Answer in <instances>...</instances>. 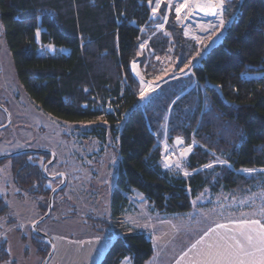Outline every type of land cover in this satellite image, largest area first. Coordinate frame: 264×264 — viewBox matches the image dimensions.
Returning a JSON list of instances; mask_svg holds the SVG:
<instances>
[{
    "label": "trees",
    "instance_id": "obj_1",
    "mask_svg": "<svg viewBox=\"0 0 264 264\" xmlns=\"http://www.w3.org/2000/svg\"><path fill=\"white\" fill-rule=\"evenodd\" d=\"M155 2L0 0L6 44L29 97L58 120L85 123L86 136L103 144L109 138L118 142L121 164L112 203L117 222L133 190L143 193L155 212L180 217L188 215L193 201L207 190L243 200L264 189V0H227L221 38L201 55L195 42L183 37L173 9L164 31L157 32L167 4L155 19ZM39 30L43 44L69 53L40 56ZM152 35L149 57L139 59V44ZM169 55L177 74L201 60L193 76L166 83L143 104L132 63L140 60L145 67L148 62L145 74L155 81L163 73L161 61ZM171 105L169 141L184 137L188 145L199 144L185 163L193 173L188 176L166 170L162 163L160 144ZM38 156L49 159L28 154L9 160L16 186L47 199L41 207L44 216L53 190L43 172L47 162L38 165ZM219 161L227 165L208 167ZM9 215V206L0 198V219ZM34 242L44 261L50 246L35 235ZM154 254L146 234H123L101 264H121L127 257H133L134 264H147ZM9 261L8 242L2 240L0 264Z\"/></svg>",
    "mask_w": 264,
    "mask_h": 264
},
{
    "label": "rangeland",
    "instance_id": "obj_2",
    "mask_svg": "<svg viewBox=\"0 0 264 264\" xmlns=\"http://www.w3.org/2000/svg\"><path fill=\"white\" fill-rule=\"evenodd\" d=\"M164 3L167 4V12L157 32L164 31L173 9L176 15L175 22L183 30V37L195 42L200 55L205 50H210L220 40L226 22L227 0H224L222 5L223 25H216L209 33L202 30L196 21L186 17L188 9L182 7L184 0H156L152 5L155 19ZM178 7L181 8L179 15L176 12ZM41 31L37 33L40 56L69 53L66 48L43 44ZM152 37L153 35L139 44V59L143 56L149 57L147 52ZM200 60H196L188 69L177 74L176 64L169 55L161 61L163 73L155 81L149 80L145 74L148 62L142 67L141 61L135 60L131 70L139 83V95L143 104L166 83L193 76L192 69ZM196 85L197 79L194 80L191 89ZM0 105L7 109L11 120L7 129L0 130V157L23 149L50 150L57 155L56 163L50 168L51 175L65 173L68 177L67 187L55 199L52 216L39 226V230L51 238L54 246L63 238L83 247L90 244L93 250L89 264H101L118 236L139 232L151 237L160 226V219L171 220L167 215L155 212L143 193L133 190V193L128 195L129 204L122 214L121 224L118 227L112 208L121 164L120 152L117 150L118 142L109 138L108 142L103 144L97 139L86 136L85 123H67L58 120L34 103L18 80L13 58L6 44L2 22H0ZM172 107L173 105L168 111L160 144L162 163L166 170L188 176L193 173L186 170L185 163L199 144L193 141L188 145L184 137H176L172 142L169 141L168 129ZM8 120L7 113L0 109V128L5 126ZM178 139H183L186 147L197 145L185 160L180 159L181 170L170 166L165 158V154L169 152H174L179 157L176 145ZM35 161L43 166L48 159L38 156ZM212 165H227V163L219 161ZM11 167V160L0 166V198H3L10 208V215L0 219V243L2 240L8 242L11 255V261L3 264H13V262L42 264L43 260L38 256L34 242L33 225L43 217L41 207L46 205L47 199L44 196H30L27 192L21 191L14 182ZM60 183L49 181L47 187L54 190ZM259 190L243 200L232 198L224 192L214 195L207 190L193 201L195 210L192 214L202 218L205 224L202 226H210L224 220L242 219L260 220L262 223L264 222V189ZM10 219L14 221V225L9 224ZM190 221L192 220H187ZM180 222L184 223V221ZM22 236L26 241L22 240Z\"/></svg>",
    "mask_w": 264,
    "mask_h": 264
},
{
    "label": "crops",
    "instance_id": "obj_3",
    "mask_svg": "<svg viewBox=\"0 0 264 264\" xmlns=\"http://www.w3.org/2000/svg\"><path fill=\"white\" fill-rule=\"evenodd\" d=\"M194 210L193 206V210L186 216L167 215L171 219L170 221L160 219V226L158 225L159 227L156 228L155 233L151 237L146 234L152 241L155 251L154 257L147 264H191L194 253L188 252V250L197 240L204 237L212 229H216L217 233H223L224 229L217 228L219 224L228 225L229 228H236L240 222L244 221L243 219L239 221L224 220L210 226H202L205 225L203 224L204 221L197 215L192 214ZM187 220L192 221L187 222ZM180 221H184V223ZM117 224L120 227L121 219ZM215 236L216 233H212V236L206 238L205 243L215 238ZM54 247L55 255L49 264H89L91 261L93 249L90 244L83 247L63 238ZM197 247H202V245ZM185 252H188L187 256L184 255ZM121 264H134L133 257H127Z\"/></svg>",
    "mask_w": 264,
    "mask_h": 264
},
{
    "label": "snow or ice",
    "instance_id": "obj_4",
    "mask_svg": "<svg viewBox=\"0 0 264 264\" xmlns=\"http://www.w3.org/2000/svg\"><path fill=\"white\" fill-rule=\"evenodd\" d=\"M193 2H202L209 8H215L217 4L222 7L224 0H193ZM188 3L189 0H184L182 7L186 8ZM180 11L181 8L178 7L176 9L178 15ZM212 14L216 15V12L213 11ZM223 23L221 19V26ZM217 228L225 231L217 233L216 229H212L188 250L194 253L191 264H264V223L260 220H245L236 228H229L225 224H219ZM212 233H216L215 238L205 243L206 238L212 236ZM198 245L202 247H197ZM188 252L184 255L187 256Z\"/></svg>",
    "mask_w": 264,
    "mask_h": 264
},
{
    "label": "water",
    "instance_id": "obj_5",
    "mask_svg": "<svg viewBox=\"0 0 264 264\" xmlns=\"http://www.w3.org/2000/svg\"><path fill=\"white\" fill-rule=\"evenodd\" d=\"M0 20H1V12H0ZM196 66L197 65H195L193 67L191 73L194 74ZM0 109L4 110L7 113V116H8V119H9L8 123L5 126L0 128V130H4V129H7L10 126L11 120H10V115H9V113H8L6 108L3 107L2 105H0ZM196 147H197V145L194 146V148H196ZM28 154L48 155V156H50L51 158H50L49 162H47V164L44 166V169H43L44 175L49 181H52V182L60 181L61 182L50 194L47 213L33 225V234L35 236L41 237L46 242V244L49 245L50 248H51L50 253L48 254L46 259L42 263V264H49L50 261L52 260L53 256H54V253H55L54 243L51 240V238H49L48 236H46L45 234H43L39 230V226L43 222L47 221L52 216V212L54 210V205H55V199H56L57 195L67 187V185H68V177H67V175L65 173H59V174H56V175H51L49 173V168L53 164H55L56 161H57V155L54 152H52L50 150H46V149H43V150L23 149V150L18 151L16 153L0 157V162L4 161V160L17 158V157L22 156V155H28Z\"/></svg>",
    "mask_w": 264,
    "mask_h": 264
},
{
    "label": "bare ground",
    "instance_id": "obj_6",
    "mask_svg": "<svg viewBox=\"0 0 264 264\" xmlns=\"http://www.w3.org/2000/svg\"><path fill=\"white\" fill-rule=\"evenodd\" d=\"M187 9L188 13L186 17L190 20L196 21L197 25H199L202 30L208 33L212 32L215 26L220 24V21L222 19V7L218 4L215 8H209L205 6L202 2L195 3L193 2V0H189ZM213 11L216 12V15L212 14ZM165 143L166 142H164V145ZM176 145L179 150V157L176 156L174 152H169L168 154H165V158L170 166H174L177 169L181 170L182 166L180 159L185 160L190 155L195 144L190 147H186L184 145L183 139H178Z\"/></svg>",
    "mask_w": 264,
    "mask_h": 264
},
{
    "label": "flooded vegetation",
    "instance_id": "obj_7",
    "mask_svg": "<svg viewBox=\"0 0 264 264\" xmlns=\"http://www.w3.org/2000/svg\"><path fill=\"white\" fill-rule=\"evenodd\" d=\"M50 158H51V157L49 156L48 162H49ZM46 164H47V163H46ZM59 182H60V181H59Z\"/></svg>",
    "mask_w": 264,
    "mask_h": 264
}]
</instances>
